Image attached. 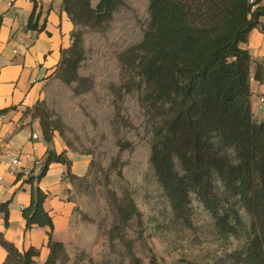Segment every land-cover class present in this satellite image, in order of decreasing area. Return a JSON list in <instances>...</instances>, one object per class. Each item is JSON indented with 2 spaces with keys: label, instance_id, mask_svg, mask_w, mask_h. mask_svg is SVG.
Wrapping results in <instances>:
<instances>
[{
  "label": "trees",
  "instance_id": "1",
  "mask_svg": "<svg viewBox=\"0 0 264 264\" xmlns=\"http://www.w3.org/2000/svg\"><path fill=\"white\" fill-rule=\"evenodd\" d=\"M125 2L63 0L76 30L57 71L66 82H77L78 93L90 89L92 81L78 72L85 50L77 28L103 29ZM256 2L253 8L250 0H149L142 39L120 54L123 70L130 73L125 88L139 89V99L153 120L149 163L166 198L170 224L193 227L201 207L213 233L225 241L233 235L245 238L240 247L212 261L207 256L204 261L186 259L184 264H264V120L253 113L251 52L243 46L264 16V0ZM38 16L35 8L28 27H38ZM254 77L264 81L263 63ZM39 105L40 101L34 105V115L51 141L57 126ZM54 161L67 164L72 182L86 176L72 173L65 151L49 149L40 172L28 178L32 198L23 216L27 228L50 227L47 258L38 261V247L20 250L0 234L8 251L2 264H82L53 237L54 220L44 206L48 193L35 183ZM9 203L10 199L0 202L7 222ZM115 209L110 237L125 243L133 264H140L132 239L121 233L140 216L131 193L117 199ZM150 264H158L155 255Z\"/></svg>",
  "mask_w": 264,
  "mask_h": 264
},
{
  "label": "rangeland",
  "instance_id": "2",
  "mask_svg": "<svg viewBox=\"0 0 264 264\" xmlns=\"http://www.w3.org/2000/svg\"><path fill=\"white\" fill-rule=\"evenodd\" d=\"M149 16V0H126L103 29L78 27L85 50L78 72L92 87L78 93L77 82H66L57 71L39 100L65 144L91 156L87 175L75 179L67 193L75 203L76 231L68 244L72 259L78 257L82 264H133L126 244L110 237L115 201L127 191L140 216L121 233L132 239L140 264H150L152 255L158 264L204 261L207 256L212 261L245 240L233 235L225 241L213 233L201 207L191 228L169 222L166 198L149 163L153 120L139 89L126 90L130 73L120 61V54L142 39Z\"/></svg>",
  "mask_w": 264,
  "mask_h": 264
},
{
  "label": "crops",
  "instance_id": "3",
  "mask_svg": "<svg viewBox=\"0 0 264 264\" xmlns=\"http://www.w3.org/2000/svg\"><path fill=\"white\" fill-rule=\"evenodd\" d=\"M35 8L39 14L38 27L31 28L28 22ZM75 30L63 0H0V202L10 199L8 222L0 210V234L20 250L38 247L36 259L40 262L50 251L47 244L50 227L26 226L22 209L32 198L28 178L40 172L49 149L65 151L71 159L72 173L79 176L87 175L91 163L89 154L71 150L56 132L53 140L48 141L33 108L41 100L47 82L57 73L63 49L71 46ZM243 46L251 52L253 113L264 120V101L260 99L264 96V81L254 77L258 64H264V16ZM33 132L39 136L34 138ZM18 151L25 153L22 163L10 166L9 158ZM66 171L67 164L54 161L35 183L48 193L44 206L54 220L53 237L65 243L72 257L68 240L76 232L75 203L67 194L72 181ZM7 254L0 243V264Z\"/></svg>",
  "mask_w": 264,
  "mask_h": 264
},
{
  "label": "built area",
  "instance_id": "4",
  "mask_svg": "<svg viewBox=\"0 0 264 264\" xmlns=\"http://www.w3.org/2000/svg\"><path fill=\"white\" fill-rule=\"evenodd\" d=\"M250 2L253 3V8H255V7L257 6V4H258V3L256 2V0H250ZM260 99H261V101H264V96H262ZM32 136H33L34 138H36V137L39 136V133H38V132H33V133H32ZM34 148H36V145H34ZM24 156H25V153H24L23 151H18L17 153L13 154V155L9 158V160H8V164H10V166L20 165V164L22 163V160H23ZM38 163L41 164L40 161H38ZM41 165H42V164H41Z\"/></svg>",
  "mask_w": 264,
  "mask_h": 264
}]
</instances>
